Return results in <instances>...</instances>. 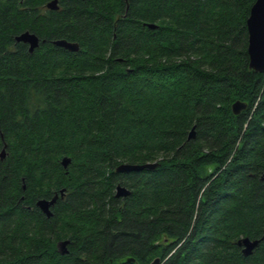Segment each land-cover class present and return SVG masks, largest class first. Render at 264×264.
<instances>
[{
	"label": "trees",
	"instance_id": "obj_1",
	"mask_svg": "<svg viewBox=\"0 0 264 264\" xmlns=\"http://www.w3.org/2000/svg\"><path fill=\"white\" fill-rule=\"evenodd\" d=\"M47 1L0 0V264H264V238L235 243L264 227L254 0ZM60 188L47 218L35 201Z\"/></svg>",
	"mask_w": 264,
	"mask_h": 264
},
{
	"label": "water",
	"instance_id": "obj_2",
	"mask_svg": "<svg viewBox=\"0 0 264 264\" xmlns=\"http://www.w3.org/2000/svg\"><path fill=\"white\" fill-rule=\"evenodd\" d=\"M58 0H49L44 6L47 9H57ZM147 28L153 29L156 27L153 23H146ZM245 27L247 32V46L246 53L248 57L247 67L254 72H264V0H254L249 7L248 15L245 19ZM15 41L25 43L27 45L28 52H31L38 45V37L29 31H22L18 35L14 36ZM54 46L61 47L67 51L75 52L78 50V44L76 42L66 41L65 39H54L51 41ZM246 104L240 100H234L230 104V111L233 115L238 114L240 111L245 109ZM194 137V126L192 125L187 132L186 139L189 140ZM5 157V143L0 148V159ZM70 159L66 156L61 157L60 165L62 168H66ZM157 162H145L142 164H128L120 163L115 166V172L151 169L155 167ZM264 176V173L261 177ZM129 193V190L119 184L115 185L114 196L124 197ZM64 195V188L58 189L48 199L39 198L35 201V206L45 216L50 217L52 212L50 208L56 202V199L62 198ZM264 238V227L263 232L259 238L249 239L248 237H240L236 240V245L240 247V252L243 256H248L252 253L253 249L258 245L259 241ZM68 240H60L57 242V250L60 254L67 253L66 245ZM130 260V258H128ZM159 259L153 258L149 264H158Z\"/></svg>",
	"mask_w": 264,
	"mask_h": 264
}]
</instances>
